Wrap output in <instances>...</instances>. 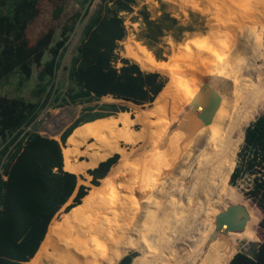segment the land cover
I'll list each match as a JSON object with an SVG mask.
<instances>
[{
  "label": "trees",
  "instance_id": "16d2710c",
  "mask_svg": "<svg viewBox=\"0 0 264 264\" xmlns=\"http://www.w3.org/2000/svg\"><path fill=\"white\" fill-rule=\"evenodd\" d=\"M44 1L52 5V19L59 21L67 0H0V264H27L37 255L53 218L74 194L65 213L80 208L89 189L78 185L83 177L64 171L66 140L78 127L116 116L126 108L101 105L93 113V108L85 107L59 141L36 132L39 114L46 108L79 106L104 97L145 107L155 103L166 86L161 74L147 73L119 54L128 36L123 16L135 13L136 0H72L74 12L60 25L57 38L55 28L50 27L32 39L27 30L41 17ZM139 18L146 26L140 41L151 49L166 31L151 21L146 9L139 11ZM78 28V42L68 65L63 66L68 43ZM157 59L162 60L159 55ZM203 108L208 111L207 121L183 145L191 166L196 161L198 137L208 148L183 179V150L169 153L183 189L176 200L161 206L160 222L184 212L205 218L196 230L186 231L187 239L179 248L183 255L185 245L198 244L191 264L201 258L204 240L217 221L230 223L224 264H264V53L244 76L212 93ZM247 110L251 121L260 115L244 131ZM156 122L168 128L163 121ZM119 159L115 155L87 171L91 184L98 187ZM244 177L250 180L244 200L229 206L233 196L228 186L232 189ZM238 229L250 238L248 254L238 253ZM135 256L126 255L119 264H130Z\"/></svg>",
  "mask_w": 264,
  "mask_h": 264
},
{
  "label": "bare ground",
  "instance_id": "6f19581e",
  "mask_svg": "<svg viewBox=\"0 0 264 264\" xmlns=\"http://www.w3.org/2000/svg\"><path fill=\"white\" fill-rule=\"evenodd\" d=\"M179 1L187 10V0ZM194 9L200 20L197 28L208 32L204 37L180 43L178 47L184 52L175 48L170 63L158 62L143 44L128 38L121 43L125 56L145 72L164 75L169 82L155 107L138 114L137 122L143 125L139 134L121 126L131 121L129 116L122 115L84 125L67 139L62 156L64 170L68 173L85 175L88 168L95 169L115 153L122 156V161L100 180L98 188L89 191L80 208L57 230L55 239L41 243L37 255L27 264H116L115 260L122 257L138 236L152 228L156 205L171 194L179 182L166 154L179 150L198 127L183 122L188 113L185 108L196 96L198 104L204 107L212 93H218L225 83L255 67L264 52V0H204L202 8ZM167 105H170V113L177 109L173 118L166 116ZM68 111L57 114L51 121L60 127ZM149 116L167 119L171 133L163 125L152 122ZM193 120L192 117L190 121ZM153 135L158 136L161 143L149 148ZM92 137L97 143L81 150ZM120 141L141 142V152L134 150L127 154L120 147ZM79 155L88 156L90 160L79 164ZM134 155L140 156L136 157L137 162L132 160ZM145 160H149L148 165L130 173L129 181H124L128 170ZM196 226V217L189 213L172 216L164 223L152 255L145 260L134 257L130 264H183L180 242L185 230ZM208 235L196 264H224L227 241L220 243L216 238L208 243ZM190 246L198 250V244Z\"/></svg>",
  "mask_w": 264,
  "mask_h": 264
},
{
  "label": "rangeland",
  "instance_id": "374dc122",
  "mask_svg": "<svg viewBox=\"0 0 264 264\" xmlns=\"http://www.w3.org/2000/svg\"><path fill=\"white\" fill-rule=\"evenodd\" d=\"M174 1H177V0H136V2L138 3V8L135 10V13L131 16H127V15L123 16L125 18V26L127 27V31H128V36H127L128 40H133L134 42L143 44L144 46H145V44L140 41L139 37L144 34L146 26L144 25V22L139 18V11L140 10L146 9L151 21L159 24L160 26H162V28L165 29L166 34L164 35V37L160 41L155 43L151 49L148 48L150 50V52L152 54H154L156 59H157V55H159V57L162 59V60L157 59L158 62L170 63L172 55H173V51L175 48L179 52H184L183 49H180L178 47L180 43L189 42V41L196 40L197 38L204 37L206 35V33L208 32L207 29L197 28L200 20H199L198 15L195 13V9H194L195 7L202 8V6L204 5V0H187V2L189 3L188 4L189 6H187V10H184V6L181 5L182 4L181 1L178 0L177 5L174 4ZM73 12H74L73 2H72V0H67V5L65 8V14L61 17V19L59 21H54L52 19V5L48 1H44L41 17L37 20L35 25L30 26L28 28L27 35L30 38L35 39L39 34H41L42 32H45L48 28L54 27L56 30V38H57V35L59 34V31H60V25L62 23H64L66 21L67 17L69 15H71ZM164 17H171V18L173 17L178 21V23H177V21L172 22L171 20H169V18H164ZM79 31L80 30L78 28L68 43L67 52H66L64 60L62 62L63 66H67L69 63L72 52H73V50H74V48L78 42V39H79ZM123 52H124L123 45L120 44V52H119L120 56L124 59H129L135 63V61L133 59H131L128 56H125L123 54ZM143 71H145V70L143 69ZM59 73H60V71L58 72V75H59ZM155 74H158V73H155ZM162 76L166 79V84H167L169 82V79L167 77H165L164 75H162ZM60 80H62V77H60ZM32 84H33V82H30L28 84L27 90L24 91L23 96H25V97L27 96V92L31 88ZM2 91L3 92H9L10 96L14 95L13 91H9L7 89L2 90ZM102 102L103 103L110 102V100H102ZM202 104H203V102H202ZM85 106H87V105H85ZM153 107H155V103H153L152 105H148L146 107H142V108H131L130 115L122 114L124 116H129L131 121H126V123H121V126L131 129L132 132H135L134 134H139V132H142L143 125L141 123L137 122L138 114H140L141 111H150L153 109ZM69 109H70V112H66L64 115V119H66L67 122L70 121L72 114L77 113L79 111V109H81V107L67 106V107H63L61 109H47V108L44 109L39 114L38 118L35 121L36 132L41 136L50 138L54 133H56L57 131H60V129L67 124V122L65 121L64 123H61L60 127H58L57 125L54 124L55 122L51 121V119L54 116H56L57 114H59L61 112H65ZM167 109H168V111H167ZM185 110L189 111V105L185 108ZM136 113H137V115H136ZM176 113H177V109H175V112L172 111V113H170V105L166 106V114H167L166 116L167 117H169V115H170V118H173ZM122 115H120V116H122ZM246 116H247V119L244 122V131L247 128V126L250 124V122L252 123L258 117V116H256L251 121L249 110H247ZM193 118H195V117H193ZM149 119L154 123H157L156 121H159V120L163 121L164 123H166L168 125L167 129L169 131V134L171 133V125L167 119H160V118L152 117V116H149ZM104 120H109V119H104ZM57 127H58V129H56V130L53 129V128H57ZM208 138H209L208 142L210 145L211 144L210 135H208ZM94 143H97V139L92 137L91 139L86 141V143H84V146L81 148V150H84L87 146L94 144ZM160 143H161V139L158 136L153 135L150 138V141H149L150 146H148V147L150 148L151 146H158ZM119 145L123 150H125L127 152V154H131L132 151L134 152V150L135 151L138 150L137 152H141V150L139 148L142 145V143L139 141L136 144H128V143L120 141ZM241 145H240V147H241ZM240 147H239V150H240ZM207 148H208V143L205 140H203L202 138L198 137L196 161L193 163L192 166H191L192 161L189 158V156L187 155V153L185 152L184 147L182 146L180 148V150H183V157H184V163H185V174L182 177V179L190 173L193 166L196 164L198 159L203 155V153L207 150ZM239 150H238V152H239ZM115 155H118L120 157L119 163L116 165V167H117L119 164H121L122 156L118 153H115L113 156H115ZM166 156L169 157V154H166ZM112 157H110V158H112ZM131 157L133 158V159L131 158L132 160H135L134 162H137L139 160V158H136V157H140V156L134 155ZM83 160H90V158L88 156H85V155L77 156L78 163L79 162L82 163L81 161H83ZM236 161H237V155L235 158V165H236ZM102 162H105V161H102ZM102 162H100V163H102ZM148 163H149V160H145V161L137 164L135 167L131 168L130 170H128L127 174L124 177V181H126V182L129 181L131 174H133L137 170L144 168L145 166L148 165ZM99 164H98V166H99ZM139 166H141V167H139ZM90 169H93V168H88L87 171H89ZM87 171H86V173H87ZM76 175H78L79 177H83V179L79 180L78 185L88 188L89 191L96 189L100 186V181H99L98 187L93 186L91 184L92 179L89 176H87V174H85V175L76 174ZM182 179H181V181H182ZM181 181H180L179 185L176 187V189L172 195L169 193L166 197L162 198L158 202V204L156 205L152 228L148 232L140 234L138 236V238L135 240V242L123 252V255L120 259L117 260L114 255L113 256L110 255L111 258L116 259V260L114 259L116 261V264H119L120 260L123 257H125L126 255H129L131 253H135L136 254L135 257H140L144 260L149 258L152 255V250H153V248L157 242V237L159 235V234H156L155 229H159V230L163 231V228H164V223L162 224V222H160V219L163 215H161L159 217L158 211L160 210L161 206H163L164 204L177 199V196L181 193V191L183 189ZM186 182H187V179L184 180V183H186ZM249 187H250V180L248 177H244L242 180L237 182L236 186L232 187V189H230L228 186L227 190L230 191L232 193V196H233L232 202L229 206H231L237 202H240L241 199L244 200V193L247 192ZM89 191H88V193H89ZM74 197H75V195L70 199V201L66 204V206L53 218L43 240L53 241L55 239L54 237L56 236L57 230L61 227V225L65 222V220L67 221L68 218L71 216V215L69 216V214L72 213L77 207H79V206H77L70 213H65L66 208L72 205ZM185 213H187V212H184V214ZM208 213H206L205 215H207ZM157 214H158V216H157ZM63 216H65V217H63ZM198 217L196 218L197 219L196 228L185 230V233H184V236L180 242L179 248L182 244H184L185 240L187 239L186 231H188V230L194 231L204 222L205 218L203 219L202 215H199ZM142 236L144 238L142 241H140V238ZM238 244H239L238 253L243 252V253L248 254L250 252V244H251L250 238L244 232H242L239 229H238ZM136 245H139L138 249L136 248ZM197 253H198V250L196 249L195 246L185 247V250L183 252V256H184L185 260H184L183 264H191L193 262L195 256L197 255Z\"/></svg>",
  "mask_w": 264,
  "mask_h": 264
},
{
  "label": "water",
  "instance_id": "95a60500",
  "mask_svg": "<svg viewBox=\"0 0 264 264\" xmlns=\"http://www.w3.org/2000/svg\"><path fill=\"white\" fill-rule=\"evenodd\" d=\"M199 103V98L196 96L189 104V111L184 116L183 122H190L192 126H199L204 124L208 118V111L201 107ZM195 117L194 120L191 122V118ZM230 228V223H225L224 221H217L208 235V243L213 242L216 238H219L220 243L226 240V232Z\"/></svg>",
  "mask_w": 264,
  "mask_h": 264
},
{
  "label": "crops",
  "instance_id": "0c3cea01",
  "mask_svg": "<svg viewBox=\"0 0 264 264\" xmlns=\"http://www.w3.org/2000/svg\"><path fill=\"white\" fill-rule=\"evenodd\" d=\"M121 66V65H120ZM102 100H110V102H105V103H103L102 102ZM85 105H87V106H85ZM101 105H115L116 107H125L126 108V112H119V114L118 115H116V116H111V117H109V118H114V119H116V118H118L120 115H122V114H128V115H130V111H131V108H142V107H139V106H136V105H134V104H132V103H127V102H124V101H119V100H115V99H113L112 97H104V98H102V99H100L99 101H94V102H91V103H89V104H84V105H79V106H71V107H81V109H79V111L77 112V113H74V114H72V116H71V119H70V121L69 122H67L66 121V119H64V121L62 122V123H64L65 121L67 122V124L65 125V126H63L61 129H60V131H57L56 133H54L50 138L51 139H54V140H57V141H59V139H60V135L62 134V132L74 121V120H76L77 118H78V116H79V114L82 112V109L83 108H85V107H90V108H93L94 110H93V113H95V112H98L97 110H98V107L99 106H101ZM65 107H67V106H65ZM146 107V106H145ZM68 112H70V109H69V111ZM66 118V117H65ZM109 118H105V119H109ZM100 120H104V119H99V120H95L94 122H97V121H100ZM94 122H91V123H94ZM91 123H87V124H84V125H88V124H91ZM83 125V126H84ZM80 127H82V126H80ZM80 127H78V128H80ZM77 128V129H78ZM75 131V130H74ZM73 131V132H74ZM72 135V134H71ZM70 135V136H71ZM69 136V137H70ZM67 141V140H66ZM65 145H66V143H65ZM89 160H83V161H81L82 163L83 162H85V163H87ZM80 163V162H79ZM90 170H93V169H90ZM65 171V170H64ZM66 172V171H65ZM68 173V172H67ZM87 174V173H86ZM76 176H78V175H76ZM87 176H88V174H87ZM79 177V176H78ZM90 177V176H89ZM91 178V177H90ZM80 180V179H79ZM75 195V194H74ZM73 195V196H74ZM187 246H190V245H186L185 247H187Z\"/></svg>",
  "mask_w": 264,
  "mask_h": 264
}]
</instances>
